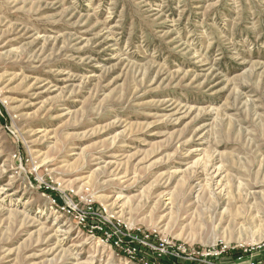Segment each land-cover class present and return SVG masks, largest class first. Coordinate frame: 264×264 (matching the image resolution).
<instances>
[{"label": "rangeland", "instance_id": "1", "mask_svg": "<svg viewBox=\"0 0 264 264\" xmlns=\"http://www.w3.org/2000/svg\"><path fill=\"white\" fill-rule=\"evenodd\" d=\"M174 255L264 264V0H0V264Z\"/></svg>", "mask_w": 264, "mask_h": 264}, {"label": "trees", "instance_id": "2", "mask_svg": "<svg viewBox=\"0 0 264 264\" xmlns=\"http://www.w3.org/2000/svg\"><path fill=\"white\" fill-rule=\"evenodd\" d=\"M54 197H57V195L55 194ZM224 254L226 256H230L232 258L231 260L234 262H237V261L243 259L244 257L248 256V252H244V250H241V249H233V250H230L228 253L225 252ZM163 262H164V264H200L199 262H196V261L189 262V263H182L173 257L166 258L165 260H163Z\"/></svg>", "mask_w": 264, "mask_h": 264}, {"label": "built area", "instance_id": "3", "mask_svg": "<svg viewBox=\"0 0 264 264\" xmlns=\"http://www.w3.org/2000/svg\"><path fill=\"white\" fill-rule=\"evenodd\" d=\"M56 195L58 198L54 197L55 201L59 200V198H60L57 193H56ZM94 214H95L94 212H87V214H86V212L79 211V213L76 216V219L79 222V224L86 225L87 224V216L86 215H94ZM114 243H116L119 246V243H117L116 241H114ZM128 253L131 254V253H133V251H131L129 249ZM177 257L180 258V255H176V257H175V255L173 256V258H176V260L180 261L179 258H177Z\"/></svg>", "mask_w": 264, "mask_h": 264}, {"label": "bare ground", "instance_id": "4", "mask_svg": "<svg viewBox=\"0 0 264 264\" xmlns=\"http://www.w3.org/2000/svg\"><path fill=\"white\" fill-rule=\"evenodd\" d=\"M213 165H214V164H213ZM213 165H210V170L213 169V167H214ZM206 169H207V167L205 168V171H207ZM208 171H209V170H208ZM208 171H207V172H208ZM219 171H220V168L218 169V172H219ZM208 176H209V175H208ZM212 180H213V178L210 179V182H212ZM200 187H201V186H200Z\"/></svg>", "mask_w": 264, "mask_h": 264}]
</instances>
